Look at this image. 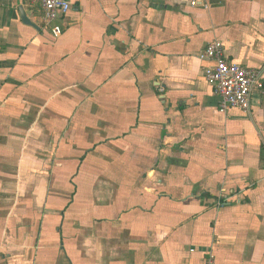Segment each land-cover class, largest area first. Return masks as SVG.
Returning <instances> with one entry per match:
<instances>
[{
	"label": "crops",
	"instance_id": "obj_1",
	"mask_svg": "<svg viewBox=\"0 0 264 264\" xmlns=\"http://www.w3.org/2000/svg\"><path fill=\"white\" fill-rule=\"evenodd\" d=\"M70 1L55 37L0 0V264H264V0Z\"/></svg>",
	"mask_w": 264,
	"mask_h": 264
},
{
	"label": "built area",
	"instance_id": "obj_2",
	"mask_svg": "<svg viewBox=\"0 0 264 264\" xmlns=\"http://www.w3.org/2000/svg\"><path fill=\"white\" fill-rule=\"evenodd\" d=\"M33 5H39L43 11V23L49 28L53 36L62 34V27L57 21L65 17L71 10L70 0H30ZM199 4L198 0L192 2L193 6ZM202 61L210 62L205 67L204 76L210 83L220 99L219 111L225 113L230 109H238L243 113L251 110V93L254 88L262 89L261 77L254 70L246 69L237 63L228 61L224 55L223 44L219 41L209 43L200 53ZM224 197L218 202L219 206L229 201ZM205 264H215L210 256Z\"/></svg>",
	"mask_w": 264,
	"mask_h": 264
},
{
	"label": "water",
	"instance_id": "obj_3",
	"mask_svg": "<svg viewBox=\"0 0 264 264\" xmlns=\"http://www.w3.org/2000/svg\"><path fill=\"white\" fill-rule=\"evenodd\" d=\"M21 14L25 23L36 27V25H34V23H32V21L28 18L24 10H22Z\"/></svg>",
	"mask_w": 264,
	"mask_h": 264
}]
</instances>
